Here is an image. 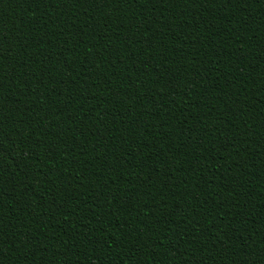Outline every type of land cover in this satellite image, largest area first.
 <instances>
[{"label":"trees","instance_id":"16d2710c","mask_svg":"<svg viewBox=\"0 0 264 264\" xmlns=\"http://www.w3.org/2000/svg\"><path fill=\"white\" fill-rule=\"evenodd\" d=\"M0 264H264V0H0Z\"/></svg>","mask_w":264,"mask_h":264}]
</instances>
